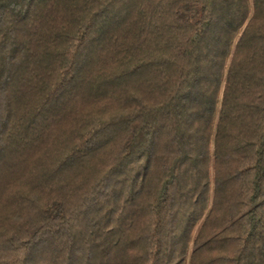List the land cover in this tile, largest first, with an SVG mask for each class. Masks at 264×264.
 Here are the masks:
<instances>
[{"label": "trees", "instance_id": "trees-1", "mask_svg": "<svg viewBox=\"0 0 264 264\" xmlns=\"http://www.w3.org/2000/svg\"><path fill=\"white\" fill-rule=\"evenodd\" d=\"M0 264H264V0H0Z\"/></svg>", "mask_w": 264, "mask_h": 264}]
</instances>
